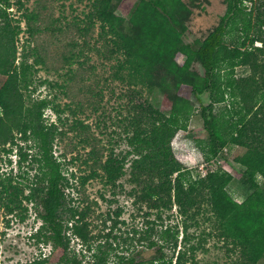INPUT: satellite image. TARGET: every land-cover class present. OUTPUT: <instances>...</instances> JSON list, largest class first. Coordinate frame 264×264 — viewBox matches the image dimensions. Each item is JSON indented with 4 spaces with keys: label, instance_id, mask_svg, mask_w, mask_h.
<instances>
[{
    "label": "trees",
    "instance_id": "1",
    "mask_svg": "<svg viewBox=\"0 0 264 264\" xmlns=\"http://www.w3.org/2000/svg\"><path fill=\"white\" fill-rule=\"evenodd\" d=\"M226 2L225 14L204 40L185 42L191 10L183 0H140L129 30L115 13L113 0H93L90 19L102 23L113 52L124 57L116 75L127 71L139 75V80L150 79L162 67L175 87L169 113L144 102L133 106L131 180L136 187L131 195L162 228L156 239L152 231L140 233L137 246L114 258L103 245L93 244L92 207L68 201V179L53 154L59 128L44 120L50 100L26 101L29 66L16 65L19 33L9 21L8 0H0V75L7 76L0 88V145L15 142L20 134L22 140L34 142L38 163L31 184L22 187L9 178L1 184V193L13 207L22 203L27 189L25 199L41 207L42 225L36 236L52 246L41 264H188L196 261L214 233L239 247L249 264L263 262L264 183L259 177L264 179V0ZM180 55L185 56L183 65L177 63ZM195 62L204 74L192 68ZM238 67H247L250 75L238 77ZM203 96H208V104ZM193 97L201 104L207 132L206 139L198 140L206 161L212 163L232 146L235 162L246 168L254 192L242 204L228 191L234 180L231 172L218 167L193 178L175 156L172 142L180 130L189 128L196 111ZM125 162L110 156L102 164L108 185L116 186ZM74 238L90 255L80 257L73 250Z\"/></svg>",
    "mask_w": 264,
    "mask_h": 264
},
{
    "label": "rangeland",
    "instance_id": "2",
    "mask_svg": "<svg viewBox=\"0 0 264 264\" xmlns=\"http://www.w3.org/2000/svg\"><path fill=\"white\" fill-rule=\"evenodd\" d=\"M139 1L113 0L115 13L124 18L127 30ZM183 1L191 10L185 42L204 40L227 9L226 0ZM92 4L93 0H8L7 14L19 33L16 65L25 62L29 66V83L24 87L26 101L33 104L47 98L51 103L44 111V120L59 128L53 154L68 179V201L73 206L92 207L89 220L93 244L103 245L114 257L137 246L140 233L152 231L155 238L162 228L155 215L146 214V207L134 204L135 197L131 195L136 187L131 180L133 106L144 102L169 113L175 87L162 67H157L150 79L139 80V75H129L127 71L117 76L124 57L113 52L111 36L103 31L102 23L90 19ZM2 23L0 18V26ZM184 60L185 56L180 55L177 63L183 65ZM192 68L204 74L199 62ZM236 74L246 77L250 71L238 67ZM6 80L7 76L0 75V88ZM193 101L196 111L189 128L180 130L172 142L175 156L190 169L193 178L218 167L231 172L234 180L228 191L242 204L254 192L247 181L246 168L235 162L232 146L212 163L206 161L198 144V140L207 138L201 104L195 97ZM203 101L210 102L208 96H203ZM36 154L34 142L22 140L20 134H16L15 142L0 145V264H41L52 249L36 236L42 225L41 207L25 199L29 191L26 189L22 203L13 207L1 193V184L9 178L22 187L35 180ZM110 156L126 159L125 173L116 186L108 185L101 167ZM259 180L264 183L262 177ZM117 210L121 211L119 217ZM72 248L80 257L87 253L77 238ZM188 264L249 263L239 247L214 233L205 249L197 253L196 261Z\"/></svg>",
    "mask_w": 264,
    "mask_h": 264
}]
</instances>
